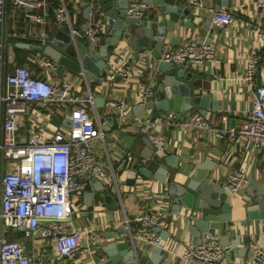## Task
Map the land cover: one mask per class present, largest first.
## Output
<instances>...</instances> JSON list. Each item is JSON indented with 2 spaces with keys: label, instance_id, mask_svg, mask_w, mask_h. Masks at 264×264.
Listing matches in <instances>:
<instances>
[{
  "label": "built area",
  "instance_id": "built-area-1",
  "mask_svg": "<svg viewBox=\"0 0 264 264\" xmlns=\"http://www.w3.org/2000/svg\"><path fill=\"white\" fill-rule=\"evenodd\" d=\"M8 1L24 9L31 22L48 23L44 12L47 0ZM91 1L94 5L97 0ZM6 2L0 0V264H51L52 245L56 260L74 262L79 253L85 255L95 251L105 241L99 229L72 224L76 197L92 180L115 177L113 169L104 167L96 150L98 139L105 137L100 126L101 114L95 96L76 93L64 73L42 78L30 66L19 64L9 49L6 51ZM196 3L204 4L202 1ZM258 6L264 9V0H259ZM151 7L154 6L146 1L129 0L126 12L130 17L145 19ZM234 19L230 10L220 8L213 10L211 23L214 28L222 29ZM55 21L60 26L70 27L74 41L80 38L96 46L106 40L104 22L75 27L65 0H61L56 10ZM256 33L264 39V31L259 27ZM51 43L52 33L40 29L39 45L45 47ZM215 58V45L202 40L187 42L181 47L167 43L159 59L198 69ZM131 61L127 51L112 54L107 61L106 79L110 83L117 79L127 82L133 74ZM37 62L42 72H58L59 64L44 54ZM258 63V56L250 52L241 80L250 88L251 106L244 112L241 124L216 131L220 139L233 144L246 141L254 151L264 150V84L255 85ZM151 87L150 83L144 85L139 102L151 99ZM106 106L121 124L131 110L126 99H109ZM140 123L147 125V135L159 151L165 150L164 129L169 125L197 131L214 127L209 118L199 112L190 113L181 120L173 114L152 115ZM62 125L67 129H62ZM249 182V175L241 169H233L220 179L229 200L240 196L242 187ZM166 211V206L161 204L156 210H143L128 218L131 241L159 244L161 236L157 229L165 225ZM27 239L44 241L37 249L39 261L35 254L27 253L24 242ZM83 239L87 245H83ZM180 255L188 264H224L227 251L216 237L206 234L196 244L186 246ZM251 264H264V245L254 249Z\"/></svg>",
  "mask_w": 264,
  "mask_h": 264
},
{
  "label": "crops",
  "instance_id": "crops-1",
  "mask_svg": "<svg viewBox=\"0 0 264 264\" xmlns=\"http://www.w3.org/2000/svg\"><path fill=\"white\" fill-rule=\"evenodd\" d=\"M86 1L65 0L67 8L73 17L75 27H82L85 23L94 24L101 21L106 24V38L109 37L106 20L100 19L98 15H92L91 18L87 17ZM189 1L195 4L196 7L194 10L195 16L189 15L188 19H192L196 24L192 26L176 24L167 41L176 47H181L187 42L202 40H208L215 45L216 58L212 63L206 62L196 69L199 74L193 83L196 94L210 95L211 101L218 102L219 109L214 113L210 112V110L207 114L214 126L211 130L197 131L175 125H169L165 128L166 147L165 150H161V153L181 156L180 164L182 165L189 159L194 162L209 161L213 163L211 181L216 184H220V179L233 169L246 171L250 180L264 176V150L254 151L252 145L246 141L243 144L230 143L220 139L216 133L217 130L226 131L233 127L231 124L232 119H234L235 126L238 127L242 122L244 112L251 106L250 88L241 79L244 76L249 54L252 51L258 56L259 61L255 85L264 84V39L256 33L257 27L264 31V9L258 6L259 0H219L222 1L221 4L217 3L218 0ZM196 1H202L204 3L203 6H200V3L197 4ZM224 1L226 2L224 3ZM60 4L61 0H47V5L44 8L48 18L46 25L31 22L26 16L24 9L15 6L11 2L8 4L6 2L5 6L4 20L6 22L8 19L9 21V51L13 53L15 60L19 64L30 66L42 78L56 77L60 73L42 72V67L37 61H39V57L43 55V52L25 47L22 43L39 45L40 29L47 30L53 34L58 25L55 21V13ZM152 5L154 7H151L145 19L150 20L157 12L160 13L162 11L158 5L156 6L154 3ZM220 8H227L235 16L234 22L222 29L214 28L211 23L213 10ZM172 37H175L174 43L171 42ZM86 43L90 49H99L105 43V40L96 46H92L89 42ZM16 47L21 49V53L18 56L14 49ZM80 49L78 40L73 41L69 47V52L77 55ZM119 51H127L132 58L133 74L127 82L118 79L114 83H110L106 79L108 68L102 69L101 77L103 81L101 84L88 80L85 71L80 73L63 72L72 82L76 93L83 96L93 94L95 97L103 95L106 102L109 99H126L131 107L128 117L121 124L118 123V119L116 120V115L107 108L105 102L100 120V126L105 133V137L104 139H98L96 147L98 146L99 148L97 152L104 167L110 171L113 169L115 177L109 180H92L87 189L76 197L77 207L72 224L79 228L92 226L99 229L105 235V241L102 244L104 246L109 242L108 233H112L114 236L119 227H126L127 236H129V228L126 221L128 218L143 210H156L162 204L166 206L167 210L165 225L162 228L170 231V237L166 243V248L170 254L169 258L179 264H188L180 257V254L186 246L193 243V234L186 229L187 224L183 216L174 213L170 206L166 204L167 202L158 198L165 184L159 183L154 176L149 179L138 176L134 186H129L126 183L127 170L124 166L125 164L122 163L125 154L121 152L126 147L117 133L120 129L128 128L134 132L142 131L143 134L147 135V125H140V121L148 116H156L158 114L145 108L141 115H137L134 105L139 102L144 85L149 83L154 85L156 83V75L159 73L156 71L158 64L156 59L148 52L139 53L135 51L127 45L125 40L112 48L106 61L112 54ZM90 110L93 114L92 107H90ZM112 115L114 118H111ZM115 122L118 126H114ZM138 148L142 149L140 146ZM183 172L178 173L177 181H186L183 177ZM100 182H102L104 189L101 188ZM247 187L248 185L242 187L240 196L230 199L236 207L232 211V221L219 224V233H222L223 227L232 228L235 232L246 233V227L241 224L245 219V215L239 207L242 199L247 195ZM87 192L92 193L93 197L111 193L114 200L113 203L116 206L115 209H108L107 205L102 201L90 206L87 202L89 201V197L86 195ZM252 228L259 235L253 237L249 256L251 263L254 249L257 246L264 245V225L260 221H252ZM16 234L21 235L18 232ZM232 234L231 232L230 235ZM83 240L85 241V239ZM118 240H121V238ZM24 242L27 245V253L35 254L36 260L39 261L40 255L37 249L44 244V241L42 239H27ZM137 244L142 251H148L149 254L151 253V246L154 245L148 242H137ZM48 246L51 247L50 244ZM92 252L94 253V251ZM55 254V249L52 245L51 264H82L86 255L79 253L74 262H69L67 260H56ZM230 255L232 258L234 257L232 251H230ZM236 259L238 260V258ZM224 264H229V261L226 260Z\"/></svg>",
  "mask_w": 264,
  "mask_h": 264
},
{
  "label": "water",
  "instance_id": "water-1",
  "mask_svg": "<svg viewBox=\"0 0 264 264\" xmlns=\"http://www.w3.org/2000/svg\"><path fill=\"white\" fill-rule=\"evenodd\" d=\"M154 3L161 7L152 19L134 18L127 15L126 8L129 0H97L94 5L87 0V17L98 15L106 20L110 36L99 49H90L86 41L78 39L79 54L73 55L69 47L74 38L70 27L57 25L52 34V43L48 46L22 43L23 46L37 49L44 55L59 64L58 72L64 71L80 73L85 71L88 80L101 84L102 69L107 68L106 58L113 47L123 40L127 45L139 53L148 52L158 61L156 71V83L152 85V97L146 103L138 102L134 105L137 115H141L146 108L159 116L173 114L177 119H184L189 113L199 112L207 116L208 112L214 113L219 109L218 102L211 101L208 94L197 95L194 79L199 71L183 64H174L160 60V55L170 33L174 31L176 24L180 26H192L196 24L189 15L195 16V4L189 0H138ZM222 1H217L221 4ZM226 1H224L225 3ZM9 1L7 0V4ZM9 21L5 22L6 51L8 45ZM174 43L175 37L171 39ZM8 68L6 66L4 75ZM118 80V79H117ZM98 112L103 113L105 98L103 95L95 97ZM111 118H114L113 115ZM234 127V119L231 121ZM118 126L114 123V126ZM118 137L123 140L125 149L122 163L127 170V185L134 186L138 176L151 178L165 184L158 196L161 201L167 202L172 211L182 215L187 224L186 229L193 234V244L206 234L216 237L227 251L226 260L229 264H251L249 260L253 237L258 232L253 230L252 221H260L264 225V176L251 179L247 187L246 199H242L240 209L244 212L245 219L241 222L246 227V233L235 232L234 229L223 227L219 233L221 223L232 221V211L236 208L234 203L227 198L220 184L211 181V172L214 167L209 161H186L180 164L181 156L165 155L150 141L148 135L142 131L120 129ZM138 146L142 147L139 149ZM195 150V148H194ZM163 154V155H162ZM184 171L186 181H177L179 172ZM96 180V179H95ZM101 188L104 189L102 182ZM88 204L93 206L100 201L104 202L108 209H115L113 196L106 193L100 197H93L87 192ZM93 198H95L93 200ZM98 198V200H96ZM2 232V228L0 229ZM126 227H119L114 236L108 233L109 242L100 246L93 252L87 253L82 264H179L169 258L166 248L170 231L159 227L157 232L161 236L159 244L151 246L150 254L142 251L137 242H132L127 236ZM233 233L230 235V233ZM121 238V240H118ZM118 240V241H117ZM83 245H87L83 242ZM99 250V251H98ZM233 252L234 257L230 255ZM103 253H105L103 255ZM235 258H238V260ZM242 259V260H240ZM73 264V263H55Z\"/></svg>",
  "mask_w": 264,
  "mask_h": 264
},
{
  "label": "rangeland",
  "instance_id": "rangeland-1",
  "mask_svg": "<svg viewBox=\"0 0 264 264\" xmlns=\"http://www.w3.org/2000/svg\"><path fill=\"white\" fill-rule=\"evenodd\" d=\"M62 129L66 130L67 127H66L65 125H62ZM96 150L99 151L98 146L96 147ZM75 207H77L76 204H75ZM78 256H79V254L77 255V257H78ZM51 260H52V256H51Z\"/></svg>",
  "mask_w": 264,
  "mask_h": 264
},
{
  "label": "trees",
  "instance_id": "trees-1",
  "mask_svg": "<svg viewBox=\"0 0 264 264\" xmlns=\"http://www.w3.org/2000/svg\"><path fill=\"white\" fill-rule=\"evenodd\" d=\"M15 49V53H16V55L18 56V54H20L21 53V49L20 48H14ZM38 52V51H37ZM22 65H25V64H22Z\"/></svg>",
  "mask_w": 264,
  "mask_h": 264
}]
</instances>
